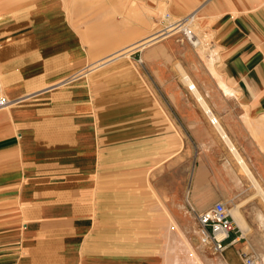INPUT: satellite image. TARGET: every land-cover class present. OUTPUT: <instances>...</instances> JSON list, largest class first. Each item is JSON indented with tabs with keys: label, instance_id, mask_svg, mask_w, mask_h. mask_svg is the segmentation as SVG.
Returning a JSON list of instances; mask_svg holds the SVG:
<instances>
[{
	"label": "crops",
	"instance_id": "obj_1",
	"mask_svg": "<svg viewBox=\"0 0 264 264\" xmlns=\"http://www.w3.org/2000/svg\"><path fill=\"white\" fill-rule=\"evenodd\" d=\"M163 13L199 45L139 49ZM0 86V264H165L182 217H264V0H0Z\"/></svg>",
	"mask_w": 264,
	"mask_h": 264
},
{
	"label": "rangeland",
	"instance_id": "obj_2",
	"mask_svg": "<svg viewBox=\"0 0 264 264\" xmlns=\"http://www.w3.org/2000/svg\"><path fill=\"white\" fill-rule=\"evenodd\" d=\"M165 16H167V18H165ZM188 16L189 15L186 17ZM118 17H123V15H118ZM186 17L173 19L171 14H160L158 17L154 18L153 28L150 32L153 35L144 39L142 42L140 41L138 43V48L141 49L150 45L149 42V44L146 43L147 45L144 44L140 46L139 44L159 35L162 29H165V31L157 39L176 33L177 31L173 30L168 24L171 25ZM133 19L137 21L139 17L133 15ZM195 21L196 17L193 19L192 23ZM191 24L188 23L187 27L193 32ZM179 33L182 35L181 37L185 39L183 34L181 32ZM235 204L229 205L227 208L231 210ZM242 206L243 203H241V207ZM242 215L244 216L243 210ZM187 218L189 219L188 222L182 217L179 229L175 225V229L171 231L166 240L164 252L165 264H242L239 258L240 253L252 256L255 258L257 264H264V217H243L248 226L247 233L242 235L243 238L239 243L234 247H229L223 255L214 254L208 247L201 245L199 225L196 221V217ZM237 235H240V233ZM232 238L233 235L230 236V239Z\"/></svg>",
	"mask_w": 264,
	"mask_h": 264
},
{
	"label": "built area",
	"instance_id": "obj_3",
	"mask_svg": "<svg viewBox=\"0 0 264 264\" xmlns=\"http://www.w3.org/2000/svg\"><path fill=\"white\" fill-rule=\"evenodd\" d=\"M195 14V13H194ZM167 18V16H165ZM194 15L189 14L185 19L176 21L172 24L173 30L179 31L185 37V40L194 48L199 45L196 39L187 27L188 23H192ZM167 29V28H166ZM165 29L159 32L158 37L164 33ZM192 90V87H188ZM9 101L4 96L0 86V110L8 106ZM212 124L216 123L215 118H210ZM193 212V209H191ZM196 221L199 225L200 243L202 246L208 247L214 254L223 255V253L236 242L240 240V236H234L230 239L231 235L235 234L236 224L232 219L229 209L224 203L217 202L206 211L196 214ZM241 235V233H240ZM239 258L242 264H257L255 258L245 253H240Z\"/></svg>",
	"mask_w": 264,
	"mask_h": 264
},
{
	"label": "bare ground",
	"instance_id": "obj_4",
	"mask_svg": "<svg viewBox=\"0 0 264 264\" xmlns=\"http://www.w3.org/2000/svg\"><path fill=\"white\" fill-rule=\"evenodd\" d=\"M194 18L196 17V14H194ZM172 26V24L170 25V27ZM190 30V29H189ZM190 32L192 34H194L191 30ZM153 40V41H152ZM157 39L155 38H151L149 40H146L145 42L139 44L140 46L144 45V44H151V42L156 41ZM149 42V43H148ZM146 44V45H147ZM135 49V48H133ZM119 53V52H118ZM115 55V54H114ZM114 60V59H113ZM112 61V60H111ZM110 62V61H109ZM103 63V62H102ZM101 63V64H102ZM107 63V62H106ZM178 69L180 71L181 77H182V83L188 88V87H192V93L195 95V97L197 98V100L199 101V103H201V105L203 106V108L205 109V111L209 113V109L207 107V105L205 104V101L203 99V97L198 93V91L196 89H194V85L192 83V80L190 79V77L188 76V74L184 73V71L182 70L181 67L178 66ZM9 107V106H8ZM7 108V107H6ZM211 117V116H210ZM213 118V117H212ZM218 130L220 131V133L222 134V136L225 138V140L227 142L228 139L226 137V135L224 134V132L222 131V129L220 128V126H218ZM236 159L239 161L242 170L245 172L247 178L249 179V181L252 182V184L254 185V187L256 188V196L259 197V199L261 200V202L264 204V191H262L260 189V187L257 185L256 180L253 177V174L250 172V170H248L247 166L244 164L243 160L239 157V155H236ZM241 205L240 204H235L233 206V208L231 210H229L230 214L233 216L232 219L234 220V222L238 225V227L241 229V231L243 232V234L245 235L248 231V226L246 224V222L244 221L243 217H242V213L240 210ZM222 264V263H221Z\"/></svg>",
	"mask_w": 264,
	"mask_h": 264
}]
</instances>
